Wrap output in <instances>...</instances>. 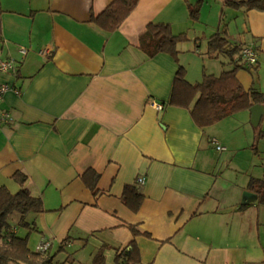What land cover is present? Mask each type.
I'll list each match as a JSON object with an SVG mask.
<instances>
[{
    "label": "crops",
    "instance_id": "0c3cea01",
    "mask_svg": "<svg viewBox=\"0 0 264 264\" xmlns=\"http://www.w3.org/2000/svg\"><path fill=\"white\" fill-rule=\"evenodd\" d=\"M114 1L0 0V58L15 61L0 69V85L11 87L1 107L13 118L0 125V185L17 192L15 175L24 173V186L44 202L46 211L26 215L36 226L25 227L30 248L45 237L50 249L59 243L57 257L79 243L94 260L102 253L117 264L135 240L136 264H264V203L248 188L252 177L264 179V104L200 127L189 108L169 102L180 66L192 84L231 67L207 55L218 31L256 46L257 69L246 64L237 77L264 93V10L138 0L108 30L93 17ZM151 23L185 34L177 55H148L141 35ZM89 169L99 174L96 190L84 180ZM127 185L144 195L137 211L124 200ZM246 190L256 193L253 203L242 204ZM67 257L59 264H76Z\"/></svg>",
    "mask_w": 264,
    "mask_h": 264
},
{
    "label": "trees",
    "instance_id": "16d2710c",
    "mask_svg": "<svg viewBox=\"0 0 264 264\" xmlns=\"http://www.w3.org/2000/svg\"><path fill=\"white\" fill-rule=\"evenodd\" d=\"M138 0H115L98 16L93 17L100 26L114 30L137 5ZM226 4L233 7L245 6L247 9L264 10V0H226ZM199 6L191 9V18H199ZM2 20L0 16V41L2 40ZM218 31L208 39L207 55L211 58L223 57L224 65L231 67L219 75L205 73L203 80L192 84L185 76V69L180 66L172 83L169 102L174 105L189 108L196 124L200 127L210 126L224 117L240 110L250 109L255 104H264V93L256 88L245 89L237 77V71L246 61L242 56L245 44L230 42L224 34ZM185 34L175 35L167 23H151L141 35V46L147 50L149 56L159 52L177 55L178 43L185 39ZM149 40V46L146 42ZM254 69L257 66L253 65ZM15 177L22 187L17 192H11L5 185H0V264H59L56 254L51 249L33 250L29 246V235L21 236L13 231L10 222L12 214L19 212V226L35 229V224L26 220L29 212H44L46 208L41 197L33 196L24 186L26 175L16 173ZM99 174L89 169L84 174L88 187L97 189ZM248 188L258 194V201L264 203V179L252 177ZM144 195L134 185H127L124 193L126 204L134 211L140 208ZM134 227V226H133ZM135 228V227H134ZM135 234H138L136 228ZM150 236V233H145ZM141 255L136 241L132 240L122 248L116 256L117 264H136L140 262ZM69 261V257L65 262ZM95 264H105L102 253H98Z\"/></svg>",
    "mask_w": 264,
    "mask_h": 264
},
{
    "label": "built area",
    "instance_id": "2783aa9c",
    "mask_svg": "<svg viewBox=\"0 0 264 264\" xmlns=\"http://www.w3.org/2000/svg\"><path fill=\"white\" fill-rule=\"evenodd\" d=\"M21 51L25 54L27 52V49L22 47ZM242 56L244 58V60L246 61L247 64L249 65H256L259 61V54L257 51V48L255 45L253 44H245L242 48ZM15 68V61L14 60H4L0 58V69L3 71H9L11 69ZM11 89V87L7 84H2L0 85V125H3L5 123H9L13 120L11 112L9 110L3 109L1 107V103L4 99V94L9 91ZM17 93H21L20 90H17ZM156 106L158 108H163L162 104H157ZM216 143V148L219 151H224L227 149L226 146H224L223 144H221L218 140H214ZM145 177L141 176L139 177V182L140 183H144L145 182ZM51 246V240L48 238H42L41 242H40V248H38L37 250H44V249H48Z\"/></svg>",
    "mask_w": 264,
    "mask_h": 264
},
{
    "label": "rangeland",
    "instance_id": "374dc122",
    "mask_svg": "<svg viewBox=\"0 0 264 264\" xmlns=\"http://www.w3.org/2000/svg\"><path fill=\"white\" fill-rule=\"evenodd\" d=\"M261 154L264 156V152ZM19 217H20L19 212H15L14 214H12V216L10 218V222L13 226L18 227L19 235L26 236V235H28V230L25 227L18 225L19 224ZM51 249L53 250V252L54 251L56 252L59 249V243H55V245ZM92 251H93L92 247H88V246L83 247L81 244L76 243L74 246H72L70 248L67 247L66 249H62L60 251L59 255L56 257V262L63 263V261L65 260L67 255L73 253L75 258H76V264H95L93 256L91 255ZM113 259L114 258L111 256L108 257V260H106L105 264H115Z\"/></svg>",
    "mask_w": 264,
    "mask_h": 264
},
{
    "label": "water",
    "instance_id": "95a60500",
    "mask_svg": "<svg viewBox=\"0 0 264 264\" xmlns=\"http://www.w3.org/2000/svg\"><path fill=\"white\" fill-rule=\"evenodd\" d=\"M259 108H261V105L260 104H255L252 107V110L256 111V110H259ZM256 199H257L256 193L246 190L243 193L242 204H250V203H253Z\"/></svg>",
    "mask_w": 264,
    "mask_h": 264
}]
</instances>
